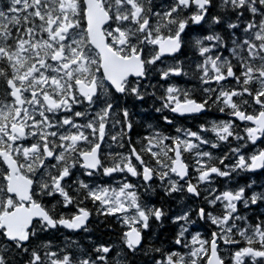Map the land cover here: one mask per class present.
Listing matches in <instances>:
<instances>
[{
    "label": "snow or ice",
    "instance_id": "snow-or-ice-1",
    "mask_svg": "<svg viewBox=\"0 0 264 264\" xmlns=\"http://www.w3.org/2000/svg\"><path fill=\"white\" fill-rule=\"evenodd\" d=\"M0 264H264V0H0Z\"/></svg>",
    "mask_w": 264,
    "mask_h": 264
}]
</instances>
